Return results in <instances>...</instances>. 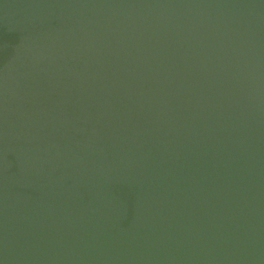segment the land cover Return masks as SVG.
Masks as SVG:
<instances>
[{
    "label": "water",
    "instance_id": "1",
    "mask_svg": "<svg viewBox=\"0 0 264 264\" xmlns=\"http://www.w3.org/2000/svg\"><path fill=\"white\" fill-rule=\"evenodd\" d=\"M0 264H264V0H0Z\"/></svg>",
    "mask_w": 264,
    "mask_h": 264
}]
</instances>
